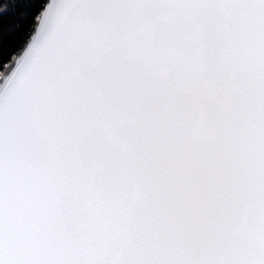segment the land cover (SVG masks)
<instances>
[{
	"label": "snow or ice",
	"instance_id": "obj_1",
	"mask_svg": "<svg viewBox=\"0 0 264 264\" xmlns=\"http://www.w3.org/2000/svg\"><path fill=\"white\" fill-rule=\"evenodd\" d=\"M0 264H264V0H0Z\"/></svg>",
	"mask_w": 264,
	"mask_h": 264
}]
</instances>
